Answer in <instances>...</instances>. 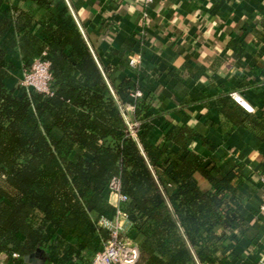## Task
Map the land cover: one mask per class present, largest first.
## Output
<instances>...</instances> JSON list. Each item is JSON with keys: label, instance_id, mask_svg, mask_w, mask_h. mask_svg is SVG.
Masks as SVG:
<instances>
[{"label": "trees", "instance_id": "obj_1", "mask_svg": "<svg viewBox=\"0 0 264 264\" xmlns=\"http://www.w3.org/2000/svg\"><path fill=\"white\" fill-rule=\"evenodd\" d=\"M12 1L0 0V260L90 264L109 239L99 223L116 214L107 202L116 178L138 264H233L219 244L244 249L257 237L240 216L241 175L211 176L190 149L199 136L189 127L152 143L150 100H134L128 81L109 83L68 9L16 0L31 5L24 10ZM43 53L50 95L27 93L12 76ZM219 112L255 134L264 125L229 97L219 100ZM195 174L211 191L194 185Z\"/></svg>", "mask_w": 264, "mask_h": 264}, {"label": "crops", "instance_id": "obj_2", "mask_svg": "<svg viewBox=\"0 0 264 264\" xmlns=\"http://www.w3.org/2000/svg\"><path fill=\"white\" fill-rule=\"evenodd\" d=\"M49 1L68 9L111 85L128 81L150 100L152 143L174 127H189L199 136L190 149L211 176L241 175L240 216L257 237L244 249L228 240L218 252L233 264H264V125L255 134L219 112V100L236 93L252 115L264 118V0H157L153 7L145 0ZM12 5L31 7L16 0ZM133 53L141 55L136 70L126 66ZM12 77L19 82L22 73ZM193 183L211 191L200 174ZM107 202L116 205L108 195Z\"/></svg>", "mask_w": 264, "mask_h": 264}, {"label": "built area", "instance_id": "obj_3", "mask_svg": "<svg viewBox=\"0 0 264 264\" xmlns=\"http://www.w3.org/2000/svg\"><path fill=\"white\" fill-rule=\"evenodd\" d=\"M151 3L152 0H145L146 6ZM45 56L46 54L43 53L41 58L35 60L30 68L22 73L20 85L27 93L50 95L51 75L49 63L44 59ZM140 63L141 55L139 53H133L127 57L126 66L131 70L138 69ZM130 95L134 100L144 98L143 93L138 88L132 90ZM231 98L246 113H253L251 107L247 106L238 94H231ZM128 108L132 110L131 107ZM108 197L114 198L116 214L113 220H102L99 223L102 228L109 232V239L103 244L102 249L94 255L90 264H138V245L128 235L131 225L126 215L118 208L120 204L127 201V198L120 194L119 181L116 178H113L108 185ZM259 211L263 215L264 224V193ZM12 257L18 259L17 255Z\"/></svg>", "mask_w": 264, "mask_h": 264}, {"label": "rangeland", "instance_id": "obj_4", "mask_svg": "<svg viewBox=\"0 0 264 264\" xmlns=\"http://www.w3.org/2000/svg\"><path fill=\"white\" fill-rule=\"evenodd\" d=\"M19 85H20V81H19ZM0 264H10V263H6V259L3 258L0 260ZM23 264H44V263L41 260L32 257L30 259L24 260Z\"/></svg>", "mask_w": 264, "mask_h": 264}]
</instances>
